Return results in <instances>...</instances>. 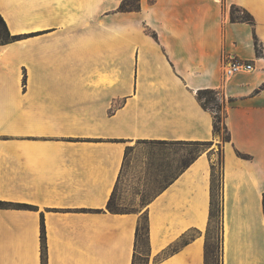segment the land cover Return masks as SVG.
I'll return each mask as SVG.
<instances>
[{
	"label": "crops",
	"instance_id": "obj_1",
	"mask_svg": "<svg viewBox=\"0 0 264 264\" xmlns=\"http://www.w3.org/2000/svg\"><path fill=\"white\" fill-rule=\"evenodd\" d=\"M123 2L0 0L11 35L41 31L0 45V200L27 205L0 207V264H207L217 225L219 264H264V0ZM225 55L253 69L226 78ZM202 89L217 92L229 140L216 139ZM144 140L207 147L143 211H111L126 148Z\"/></svg>",
	"mask_w": 264,
	"mask_h": 264
},
{
	"label": "rangeland",
	"instance_id": "obj_2",
	"mask_svg": "<svg viewBox=\"0 0 264 264\" xmlns=\"http://www.w3.org/2000/svg\"><path fill=\"white\" fill-rule=\"evenodd\" d=\"M136 7V0H124L121 8L124 10H133ZM235 11V10H234ZM243 16L242 14H237ZM108 32L110 39L117 35L118 26L112 23L108 24ZM99 25L94 24V29ZM41 31H32L29 33L18 34L10 41H18L23 37L30 38V41L36 40L37 34ZM8 38L7 31L4 25L0 22V45ZM21 43V42H20ZM19 51V49H18ZM18 59V57H17ZM18 62L20 60L18 59ZM99 71H94L93 80L99 84ZM113 76V82H117V75ZM107 76L101 77L102 81L106 80ZM27 75L24 71L22 76V86L26 82ZM95 83V82H94ZM211 94H205L203 100L211 97ZM100 98V97H98ZM216 101L211 100L208 105L215 106ZM117 103L110 104L109 113L115 111ZM215 109V107H214ZM218 110V109H215ZM226 133L221 127L216 133L218 141H225ZM129 144V143H128ZM217 144V143H216ZM126 148V156L123 160V168L116 185L111 200V208L114 211H129V210H144L148 201L161 189L165 184L186 166L195 156L207 147L205 144L194 143L191 141H182L175 143H165V141H134ZM214 158V174H215V206H214V220L220 223V170H221V153L220 148L216 146L213 151ZM144 216V215H142ZM213 232L217 234V242L214 240L209 245V253L207 264H219V226L212 228ZM138 250L144 254L146 252V222L145 219L140 220V238ZM137 264H146L143 256H138Z\"/></svg>",
	"mask_w": 264,
	"mask_h": 264
},
{
	"label": "trees",
	"instance_id": "obj_3",
	"mask_svg": "<svg viewBox=\"0 0 264 264\" xmlns=\"http://www.w3.org/2000/svg\"><path fill=\"white\" fill-rule=\"evenodd\" d=\"M238 10L237 8H235L234 6L231 7V19H234L236 16L234 15L235 11ZM243 18L246 17V16H242ZM245 19H248V18H245ZM0 22L4 25L6 31H7V35H8V38L4 41V42H8L10 40V38H13L15 37L16 35H11L8 31V28L6 26V23L5 21L3 20L2 16L0 15ZM205 94H211L212 96L211 97H208L207 99L203 100V96ZM197 97L199 99V101L201 102L202 106L204 108H208L210 110H212L214 112V115H213V121H212V131L214 133H217L220 128L222 127L224 132L226 133V137L224 138L225 141L229 140L230 139V134H229V130L226 126V123H225V115H226V112H225V109L222 107V104L220 103L218 97H217V92L214 91L213 89H202V90H199L197 92ZM211 100H215L216 101V104L215 106H209L208 103L211 101ZM218 109V110H215L214 109ZM144 141H147V140H144ZM201 144H206L207 142L206 141H203V142H199ZM220 190H221V182H220ZM114 193V192H113ZM112 193V195H113ZM112 195L110 196L108 202H107V205L106 207L111 210V211H114L112 208H111V200H112ZM263 203H264V195H263ZM215 174H214V167L212 165L211 167V178H210V216H214V206H215ZM14 206V207H25L27 206L26 204H22V203H16V204H12L8 201H2L0 200V207H9V206ZM221 208V207H220ZM145 219V222H146V216H141V219ZM140 219V220H141ZM137 235H140V222H139V225L137 227V231H136V236ZM40 238H41V245H42V248L44 246V229H43V224L41 225V233H40ZM145 258V261H146V257ZM146 263V262H145Z\"/></svg>",
	"mask_w": 264,
	"mask_h": 264
},
{
	"label": "built area",
	"instance_id": "obj_4",
	"mask_svg": "<svg viewBox=\"0 0 264 264\" xmlns=\"http://www.w3.org/2000/svg\"><path fill=\"white\" fill-rule=\"evenodd\" d=\"M253 69V66L247 60H243L235 57L234 55H225L222 62L223 75L226 78L242 73L249 72Z\"/></svg>",
	"mask_w": 264,
	"mask_h": 264
},
{
	"label": "bare ground",
	"instance_id": "obj_5",
	"mask_svg": "<svg viewBox=\"0 0 264 264\" xmlns=\"http://www.w3.org/2000/svg\"><path fill=\"white\" fill-rule=\"evenodd\" d=\"M2 52H3V48L1 47V53ZM1 123H4V122H3V119L0 118V125H1Z\"/></svg>",
	"mask_w": 264,
	"mask_h": 264
}]
</instances>
